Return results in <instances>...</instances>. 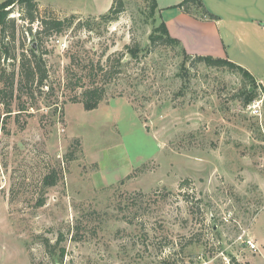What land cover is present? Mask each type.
Segmentation results:
<instances>
[{
	"label": "rangeland",
	"instance_id": "374dc122",
	"mask_svg": "<svg viewBox=\"0 0 264 264\" xmlns=\"http://www.w3.org/2000/svg\"><path fill=\"white\" fill-rule=\"evenodd\" d=\"M37 1L88 15L41 36L49 89L0 126V264H264V86L254 115L240 74L152 46L163 23L153 0H122L110 23L89 14L108 0ZM11 12L20 54L34 36ZM136 44L140 60H122L95 110L74 102L99 63L113 69Z\"/></svg>",
	"mask_w": 264,
	"mask_h": 264
},
{
	"label": "trees",
	"instance_id": "16d2710c",
	"mask_svg": "<svg viewBox=\"0 0 264 264\" xmlns=\"http://www.w3.org/2000/svg\"><path fill=\"white\" fill-rule=\"evenodd\" d=\"M155 8H157L156 0H153ZM13 6V7H12ZM16 6L20 8L21 20L27 22L29 27L26 34L34 36L31 48L27 50L24 43L21 45L22 52L18 53L17 44V22L10 17ZM9 7H12L8 9ZM41 12L37 0H7L0 5V126L6 123L5 118L12 116L14 113L23 114L33 109L38 103V98H43L45 89H49L47 83L49 80L47 53L42 51L41 36L61 34L69 29L76 15L62 18L53 7ZM178 8L186 14L194 15L195 17L215 21L218 17L209 12L203 3V0H183ZM124 3L122 0H114L112 7L106 14L101 15L100 19L105 22L117 21L124 12ZM38 24L39 29L34 31V25ZM36 44V47L33 45ZM151 45L154 47H181L186 58L189 60L190 55L186 53L181 42L173 38L165 23H162L161 33H155L151 38ZM126 53L118 58V65L111 66L113 69H108L99 63L95 67L89 77H92L91 85H85L82 92V99L77 97L74 102L84 105L88 111L95 110L107 95V81L119 74L118 67H123V59L128 55L130 61H138L142 55V48L139 44L126 46ZM112 62L111 59L108 61ZM190 62V61H189ZM192 65L204 63L209 67H229L232 71L240 74L243 79L254 86L253 91L249 88L245 96V104L250 105L253 102L256 94L257 84L256 79L245 68L229 61L228 59L213 58L207 56H197L191 60ZM117 67V68H116ZM102 76V79H100ZM85 77L77 76V84ZM263 92H264V88ZM17 107V110L14 109ZM32 107V108H31ZM3 109L4 112L1 111ZM4 116V119L2 117ZM1 119L3 121H1ZM5 127V125H4ZM58 174L55 170L50 171L45 176V188L56 186L58 182ZM46 204V199H41L38 202V207H43ZM61 241L63 239H60ZM77 240V238H76ZM65 250L61 251V258H64Z\"/></svg>",
	"mask_w": 264,
	"mask_h": 264
},
{
	"label": "crops",
	"instance_id": "0c3cea01",
	"mask_svg": "<svg viewBox=\"0 0 264 264\" xmlns=\"http://www.w3.org/2000/svg\"><path fill=\"white\" fill-rule=\"evenodd\" d=\"M5 1L0 0V5ZM182 2L156 0L162 21L184 50L194 56L228 59L264 86V0H203L217 13L219 19L215 21L184 13L178 8ZM112 4L113 0H108L98 13L89 14H106ZM68 14L88 15L79 10Z\"/></svg>",
	"mask_w": 264,
	"mask_h": 264
},
{
	"label": "built area",
	"instance_id": "2783aa9c",
	"mask_svg": "<svg viewBox=\"0 0 264 264\" xmlns=\"http://www.w3.org/2000/svg\"><path fill=\"white\" fill-rule=\"evenodd\" d=\"M260 101H255V102H252L250 105H249V108L252 110L253 114L254 115H259L260 114V105H259ZM249 247L250 249H252L253 251H256L258 249L257 247V244L249 239L245 242Z\"/></svg>",
	"mask_w": 264,
	"mask_h": 264
},
{
	"label": "water",
	"instance_id": "95a60500",
	"mask_svg": "<svg viewBox=\"0 0 264 264\" xmlns=\"http://www.w3.org/2000/svg\"><path fill=\"white\" fill-rule=\"evenodd\" d=\"M34 47H36V44H34Z\"/></svg>",
	"mask_w": 264,
	"mask_h": 264
}]
</instances>
